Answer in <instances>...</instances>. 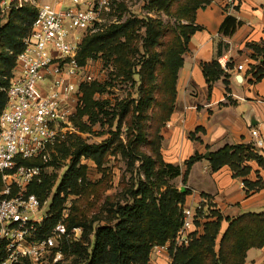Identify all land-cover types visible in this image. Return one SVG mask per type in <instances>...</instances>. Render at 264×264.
Here are the masks:
<instances>
[{"label":"trees","instance_id":"obj_1","mask_svg":"<svg viewBox=\"0 0 264 264\" xmlns=\"http://www.w3.org/2000/svg\"><path fill=\"white\" fill-rule=\"evenodd\" d=\"M207 5L206 0H153L152 7L190 24L178 28L180 35L171 28H163L158 22L146 24L144 38L141 39L143 55L136 63L140 66L137 73L133 72L135 56L138 54L137 21L111 26L82 40L76 57L78 64L84 66L87 60H92L99 54L104 58H111L118 76L129 81H132L134 74L138 76V96L136 100L119 104L118 111L108 119L110 126L116 117L119 126L121 123L125 125V143L117 141L115 144L110 140L105 145L97 146L86 145L80 139H74L70 144L73 148L72 160L57 192L81 194L87 209L94 208L93 205L89 206L87 199L92 193L98 199L99 193L92 186L87 188L83 185L84 168L78 166L81 158L92 161L100 168L107 156L119 154L127 160L128 167L139 163L143 179L137 181L135 190H126L128 198L124 200V205L117 203L106 209V203H103L97 209L98 214L90 220H87V211L77 209H74L72 216L66 218L67 229L82 228L84 238L88 234L92 235L87 247L81 245V242L64 251L67 258L74 257L71 264H148L150 250L166 244L170 246L171 264H244L248 250H264V213L244 214L231 220L223 219L213 209L209 213L213 220L202 224V234H195L197 237L194 235L186 247L178 248L174 253L171 249L180 229L182 208L189 192L184 190L181 193L168 185V181L182 176L181 183L185 186L189 170L202 157L194 155L185 161L181 175L179 167L165 164L162 160L160 131L173 111L177 74L182 66V55L186 51L187 42L199 30L193 26L196 12ZM35 20V10L23 5L19 9L12 8L5 15L4 24L0 25V113L5 105V95L1 89L8 85L15 58L22 51L21 41L30 32ZM238 26L239 23L233 17H226L219 27V34L230 37ZM260 46H249L262 59L260 67L254 70V82H259L263 76L264 41ZM254 60L257 61L256 58ZM201 69L209 90L222 76L227 88L226 80L229 77L216 61L201 65ZM81 91L83 107L77 109L73 124L81 132H87L88 128L80 124V117L86 115L90 123L95 124L100 114L105 117L109 114L102 111V102L93 100L95 93L103 91L102 87L92 84L83 86ZM201 130L197 128L195 132ZM189 138L194 140L193 134ZM65 144L57 146L58 153H68ZM247 162H254L264 171V159L254 152L251 145L225 146L208 157L212 172L228 167L232 178L242 180V187L248 195L249 192L259 191L264 185L245 180L249 173V168L244 166ZM46 186V181H43L40 185H32L29 191L42 202ZM1 190L0 180V192ZM201 197L212 208L208 197ZM103 212L107 215L105 219L101 217ZM58 217L57 213L52 221L55 222ZM103 220H106L105 225L92 228L95 222ZM222 222L227 227L215 251ZM196 226L199 225L196 223Z\"/></svg>","mask_w":264,"mask_h":264},{"label":"built area","instance_id":"obj_2","mask_svg":"<svg viewBox=\"0 0 264 264\" xmlns=\"http://www.w3.org/2000/svg\"><path fill=\"white\" fill-rule=\"evenodd\" d=\"M41 1L0 3L3 15L24 4L36 12L8 85L1 89L5 105L0 113V264H71L64 251L81 244L83 236L82 228L67 229L64 212L53 222L57 211L52 201L40 202L29 189L45 180L58 164L57 146L76 133L73 120L80 91L91 81L78 64L77 53L85 33L105 26V14L116 0ZM240 1L221 0L226 17L235 14ZM243 68L238 65L235 70ZM250 136L254 151L263 152L258 132L251 130ZM209 210L203 197L194 206L182 208L173 253L188 243L191 234H200L201 226L195 228V224L202 223Z\"/></svg>","mask_w":264,"mask_h":264},{"label":"crops","instance_id":"obj_3","mask_svg":"<svg viewBox=\"0 0 264 264\" xmlns=\"http://www.w3.org/2000/svg\"><path fill=\"white\" fill-rule=\"evenodd\" d=\"M231 17L239 26L232 36L223 37L219 27L226 16L221 0H213L196 12L193 26L199 30L189 37L182 55L173 111L160 131V152L163 162L179 167L181 175L185 161L194 155L201 156L189 170L183 186L189 192L184 207L194 206L201 196H206L213 211L232 220L244 214L264 213V187L247 195L242 180L232 178L228 167L212 172L203 155L225 146L253 147L251 130H256L264 142V67L261 80L254 82V70L260 67L262 59L249 48L264 41V0H241ZM212 61L228 75L227 88L222 76L208 89L201 65ZM238 65L244 70L237 72ZM197 128L202 130L195 132ZM190 134L194 140L189 138ZM254 152L264 159V148L263 152ZM244 166L249 168L246 181L264 185V171L254 162ZM179 177L182 185V176ZM226 227L223 222L221 230L224 232ZM244 264H264V250H248Z\"/></svg>","mask_w":264,"mask_h":264},{"label":"rangeland","instance_id":"obj_4","mask_svg":"<svg viewBox=\"0 0 264 264\" xmlns=\"http://www.w3.org/2000/svg\"><path fill=\"white\" fill-rule=\"evenodd\" d=\"M152 1L153 0H116L109 13L105 14V26L102 27L100 31L98 30L96 32L85 33L83 35V39L88 36L101 33L111 26L122 25L127 21H137L138 26L136 30V36L138 37V54L135 56V67L133 68V72L137 73L140 66L136 65V63L140 61V57L143 55L141 39L144 38L146 24L150 22H158L163 28L173 29L177 35H180L178 30L179 27L190 24L188 21L183 19H177L173 16L165 15V13L162 11L152 7ZM206 1L209 5L213 0ZM41 2H46V0H42ZM13 3L16 5L17 0H13ZM4 17L5 15L0 13V25L4 24ZM84 67L91 75L90 83L85 84L84 87L92 84L102 87L103 91L101 93H95L93 95V100L102 102V111H106L109 115L105 117L100 114L98 116V122L95 124L90 123L89 118L86 115L80 117V124L87 127L88 131L81 132L77 127H75L76 133L72 136H69V138L65 141L66 144H64L65 148L68 149V153H58V160L56 161L58 164L54 165L45 176L44 181H46L47 186L44 190V199L42 200V203H48L51 201L52 203H55L56 200L54 210H56L59 215L64 212V215H66V218H68L74 214V209L84 210L87 211V220H90L94 215L98 214L97 209L101 207L103 203L107 204H105L106 209H110L111 206L117 203L124 205V200L128 198L126 190L130 188L133 189L137 181L139 179L142 180L143 177L141 172H139V163H135L133 167H128L127 160L119 154L107 156L105 163L100 168H98L92 161L81 158L79 160L78 166H82L84 168V178L82 179L83 185L87 188L92 186L94 190L98 191L99 193L98 199H96L93 193L88 196L87 203L89 206L93 205L94 208L87 209L81 194L75 195L70 194L69 192L66 194L57 192L58 186L72 160L71 153L73 148L70 146V144L74 141V139L78 138L86 145L97 146L105 145L110 140L114 141L115 144L117 141L125 143L127 132L125 125L121 123L119 126V122L116 117L110 126L108 119H111L113 113L118 111L117 107L119 104H122L124 101L136 100L138 96V76L134 74L132 76V81L126 80L122 76H118L111 58L107 59L99 54L94 59L87 60L84 63ZM82 95V91H80L81 98L79 110L83 107L81 101ZM179 181L180 177L168 181V185L180 191L183 186L179 184ZM95 200L97 202H95ZM109 205L111 206L109 207ZM209 212L210 210L208 213ZM101 217L105 219L107 217L106 213L103 212ZM212 220L213 218H211L209 214L205 217L202 223L199 222V226H201L200 234H202V224ZM105 223L106 220L95 222L92 228L94 229L98 226L105 225ZM199 226H196L195 224V228H198ZM223 226L225 225L223 224ZM223 233L224 232L220 228L219 236L216 239L215 251L218 249L217 247L219 244V239ZM194 235L195 233L189 236L188 243L191 241ZM91 239V234H88L86 238H84L83 235L82 242L87 247L90 244ZM187 244H185L183 247H186ZM163 247H165L166 250L159 252L154 251V248L150 250L148 264L172 263L169 253V244H166ZM73 258V256L68 257V261L72 263Z\"/></svg>","mask_w":264,"mask_h":264},{"label":"water","instance_id":"obj_5","mask_svg":"<svg viewBox=\"0 0 264 264\" xmlns=\"http://www.w3.org/2000/svg\"><path fill=\"white\" fill-rule=\"evenodd\" d=\"M240 77H238V79H239ZM203 157H204V159H206V160H208V157H209V153H205L204 155H203ZM181 193L182 192H184V188H181Z\"/></svg>","mask_w":264,"mask_h":264}]
</instances>
